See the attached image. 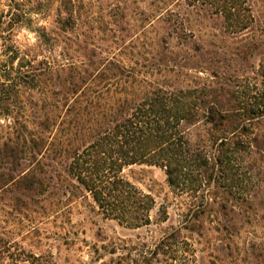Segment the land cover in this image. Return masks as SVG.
<instances>
[{"label": "rangeland", "instance_id": "obj_1", "mask_svg": "<svg viewBox=\"0 0 264 264\" xmlns=\"http://www.w3.org/2000/svg\"><path fill=\"white\" fill-rule=\"evenodd\" d=\"M73 1L80 19L76 38L64 34L56 23L61 0H0V74L12 55L11 46L19 56L14 62L15 73L23 57L80 67L85 63L77 46L80 43L101 55L93 63L110 59L134 69L131 82L144 79L174 93L236 78L242 97L248 90L252 94L263 89L264 0H247L255 22L239 36L225 33L218 21L188 7L184 0L168 6L177 16L173 20L178 30L172 36L163 35L159 0ZM123 8L127 9L129 31L125 36L112 25V17ZM183 29L192 45L185 43ZM194 44L204 46L211 55L195 53ZM249 44L257 50L244 58L240 52ZM212 56L219 62L217 79L212 75ZM13 101L0 104V173L10 179L28 165L24 157L13 154L14 133H22L20 127L26 125L30 111L38 112L28 105L38 103L40 108L41 95L38 89L22 88L18 103ZM188 134L193 143L206 137L201 126L191 127ZM257 158L253 162L254 158L246 157L233 180L218 173L220 178L211 188L197 185L182 194L171 189L159 167L142 164L124 169L122 176L156 202L152 224L138 230L106 219L85 189L69 177L62 179L59 189L34 199L25 198L9 185L0 190V264H130L138 250L153 248L172 228H181L187 243L183 251H188L191 264H252L253 245L264 258V155ZM242 166L252 167V173L243 171ZM250 175L253 179L249 180ZM206 190L214 191L216 203L227 197L228 207L240 215L227 224L208 211L197 221L199 230L191 231L188 219L195 216ZM246 191L259 192L258 199L243 204L241 201L248 199Z\"/></svg>", "mask_w": 264, "mask_h": 264}, {"label": "trees", "instance_id": "obj_2", "mask_svg": "<svg viewBox=\"0 0 264 264\" xmlns=\"http://www.w3.org/2000/svg\"><path fill=\"white\" fill-rule=\"evenodd\" d=\"M173 1L159 0L163 7L158 20L163 24L164 36L178 30L173 20L177 16L168 7ZM184 1L210 20L218 21L221 30L230 35L244 34L255 22L247 0ZM60 8L56 21L60 31L79 37L80 19L74 1L61 0ZM126 11L119 9L112 17V25L123 36L129 32ZM183 39L185 43L191 40L184 29ZM77 46L84 54L85 63L80 67L23 57L16 73L14 62L19 56L11 46L12 55L0 74V104L10 100L17 104L24 88L39 90L41 106L28 105L38 112L30 111V116L25 117L26 125L20 127L22 133H14L10 144L13 154L24 157L28 165L14 179L0 173V190L11 185L25 198L34 199L59 189L66 176L85 189L106 219L138 230L152 224L156 202L122 176L124 169L142 164L159 167L165 171L171 189L182 194L197 185L200 189L211 188L220 178L218 173L225 180H233L246 157L255 162L264 155V86L252 94L248 90L242 97L236 78L229 83H211L201 89L174 93L144 79L131 82L133 68L107 58L93 63L97 56L101 57L97 49L81 47L80 43ZM194 46L195 53L211 55L204 46ZM256 50L254 44H249L240 54L251 57ZM212 58V75L217 79L219 62ZM197 126L204 128L206 137L193 143L188 133ZM241 168L248 174L253 171L250 166ZM246 192L249 200H242L243 204L258 199L259 192ZM226 198L216 203L214 191H204L195 216L188 219L190 230H199L197 221L208 211L232 224L240 214L228 207ZM163 216L167 218L166 211ZM180 229L172 228L153 248L138 250L129 263L191 264L188 251H183L187 243ZM251 257L252 264H264L262 252L255 245Z\"/></svg>", "mask_w": 264, "mask_h": 264}]
</instances>
